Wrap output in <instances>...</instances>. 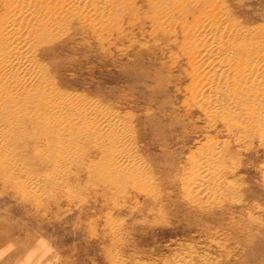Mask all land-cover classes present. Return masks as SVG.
Instances as JSON below:
<instances>
[{
    "label": "rangeland",
    "instance_id": "rangeland-1",
    "mask_svg": "<svg viewBox=\"0 0 264 264\" xmlns=\"http://www.w3.org/2000/svg\"><path fill=\"white\" fill-rule=\"evenodd\" d=\"M17 2L0 0V26ZM90 2L98 13L45 2L51 20L23 40L28 81L0 100V249L14 245L0 264H21L41 237L62 264H264V145L244 115L228 127L190 96L180 26L210 14L256 46L263 76L243 73V96L259 102L264 0ZM60 133L72 150L54 171ZM203 155L208 194L186 195Z\"/></svg>",
    "mask_w": 264,
    "mask_h": 264
},
{
    "label": "bare ground",
    "instance_id": "bare-ground-1",
    "mask_svg": "<svg viewBox=\"0 0 264 264\" xmlns=\"http://www.w3.org/2000/svg\"><path fill=\"white\" fill-rule=\"evenodd\" d=\"M45 2L53 6H66V8L70 6L71 9H78L83 13L97 12L101 9L100 6L98 7L91 3L90 0H42L40 4L33 3L31 0H19V2L12 5L11 14L0 26V48L2 50V53H0V72L2 73V78L0 77V100L2 101L6 98L12 102L14 98L6 95V90L13 89V86L22 85L28 81L30 73L22 62L26 52L24 51L23 40L27 35L35 32V28L40 30L46 20H51V13L47 10ZM57 12H52L54 17L58 15ZM203 16L209 18H204L202 21L192 18L188 31H185V16L183 20L181 19L182 24L180 25L184 44L188 50V61L193 67L192 75L198 82L190 96L202 105L208 118L221 119L228 127L234 125L230 121L232 118L238 119V116L244 115L256 127L258 138L264 145V84L255 93L259 102L254 101L252 96H243L246 93L244 87H247L252 80L246 82L242 74L250 73L256 80H261L263 76V66L255 60L256 56L252 57V52L257 47L250 41L243 43L240 47L237 42L232 43L226 30L217 22V17H215L213 23L212 18L214 16L212 17L210 14ZM232 37L241 38V36H234L233 34L231 35ZM239 50L241 51L240 57L238 55ZM3 63H6V66L10 65L12 69L4 71V67L1 65ZM2 114L3 111L0 109V115ZM6 123V120L0 118V152L2 150L5 151L7 147V140L4 137ZM45 124L46 126H53L47 122H44ZM95 130L100 129L97 128ZM60 132L64 133L65 131L62 130ZM84 132L87 135V132L91 133L97 139L102 138V134L98 136L97 132L89 128L85 129ZM68 138L61 133L56 138L57 142L54 143V146L56 147L55 151H57L58 158L51 162V167L55 169L54 171L71 154L69 152L71 146L68 144ZM58 153L61 155L59 156ZM200 158L201 160L195 164L196 172L192 177H184L187 182L183 192L192 197L202 194L207 196L208 194L205 190L210 182L206 173L209 159L207 160L204 155ZM2 161L0 163H3ZM216 178L218 177L216 176ZM32 182V179L28 178L20 184L24 189L29 188L31 190V186L37 184H31Z\"/></svg>",
    "mask_w": 264,
    "mask_h": 264
},
{
    "label": "clouds",
    "instance_id": "clouds-1",
    "mask_svg": "<svg viewBox=\"0 0 264 264\" xmlns=\"http://www.w3.org/2000/svg\"><path fill=\"white\" fill-rule=\"evenodd\" d=\"M38 248L26 252L21 260V264H44L48 258V264H62V256L57 247L47 238L41 237L37 241ZM14 250V245L9 243L4 249H0V260ZM37 252L40 253L37 256Z\"/></svg>",
    "mask_w": 264,
    "mask_h": 264
}]
</instances>
